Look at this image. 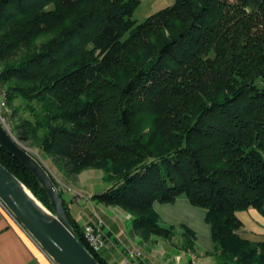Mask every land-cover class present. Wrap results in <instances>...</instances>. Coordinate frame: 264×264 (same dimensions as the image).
<instances>
[{"label":"trees","instance_id":"1","mask_svg":"<svg viewBox=\"0 0 264 264\" xmlns=\"http://www.w3.org/2000/svg\"><path fill=\"white\" fill-rule=\"evenodd\" d=\"M141 3L0 0L9 129L69 176L103 171L93 199L131 215L145 239L176 238L154 204L184 197L207 211L214 250L204 256L264 264V241L237 232L240 212L264 215V0H175L139 23ZM0 162L55 212L1 147ZM60 195L78 240L107 264Z\"/></svg>","mask_w":264,"mask_h":264},{"label":"crops","instance_id":"2","mask_svg":"<svg viewBox=\"0 0 264 264\" xmlns=\"http://www.w3.org/2000/svg\"><path fill=\"white\" fill-rule=\"evenodd\" d=\"M158 1L155 13L163 9L165 5L170 6L172 0H156L155 2ZM101 179L99 187L93 185L85 189L88 195H83L82 199H77V201L65 199L70 204L72 216L83 228L90 223L103 222L108 247L100 252V256L107 264H216L213 257L204 256L206 252L214 250L211 226L206 221V210L193 206L184 197L174 203L156 202L154 204L160 217V223L164 226H174L178 230L175 239L180 238L181 245L170 247L175 239L173 241L156 237L145 239L140 233L132 230L131 215L118 207L108 206L94 200L93 197L97 193L104 192L107 188L103 182V175ZM86 209L88 213L85 212ZM97 210L100 211V215L96 212ZM115 210L124 212L126 216L124 218L118 216ZM239 217L244 222V226L237 231L242 238L256 242L264 241V215L262 213L256 209H250L240 212ZM183 226L191 229L196 235L195 251L182 247ZM137 249L142 251V257L138 261L130 253ZM0 264H53L1 206Z\"/></svg>","mask_w":264,"mask_h":264},{"label":"water","instance_id":"3","mask_svg":"<svg viewBox=\"0 0 264 264\" xmlns=\"http://www.w3.org/2000/svg\"><path fill=\"white\" fill-rule=\"evenodd\" d=\"M0 147L22 163L39 181L55 212L48 211L32 191L0 162V199L56 264H100L78 240L56 183L29 149L0 120Z\"/></svg>","mask_w":264,"mask_h":264},{"label":"rangeland","instance_id":"4","mask_svg":"<svg viewBox=\"0 0 264 264\" xmlns=\"http://www.w3.org/2000/svg\"><path fill=\"white\" fill-rule=\"evenodd\" d=\"M156 0H142L141 5L139 8L136 10L134 14V19L137 20L139 23L144 22L148 17L149 14H154L155 13V8L158 6V2H155ZM155 2V3H154ZM175 2V0L171 1V5ZM160 4H162V1H160ZM169 5H165L162 8H165ZM2 97L1 93V87H0V98ZM11 116V114H9ZM9 116V117H10ZM19 141V140H18ZM20 144H22L24 147L30 150V152L35 155L47 168L51 176L53 177L56 186L61 192L64 197L68 200L73 199L74 201L77 199H82V196L88 195L87 190L93 185H100V182L102 181L101 175H103V171L101 170H96V169H88L83 171L81 174L76 175V176H69L68 174L61 172L56 164L44 153L39 151L36 148H31L28 146V144L19 141ZM73 201V202H74ZM43 204V203H42ZM48 211H50L46 206H44ZM51 212V211H50ZM85 212L88 213V209L85 210ZM98 215H100V211H96ZM92 215L94 214L93 212L91 213ZM115 214L118 216L124 218L126 215L122 211L115 210ZM84 216V215H83ZM85 217V216H84ZM83 224L84 221L82 220ZM129 225L131 226V222H129ZM174 244L171 243L170 247L176 246L179 247L181 245V240L180 238H177L174 240ZM171 264V263H169Z\"/></svg>","mask_w":264,"mask_h":264},{"label":"built area","instance_id":"5","mask_svg":"<svg viewBox=\"0 0 264 264\" xmlns=\"http://www.w3.org/2000/svg\"><path fill=\"white\" fill-rule=\"evenodd\" d=\"M7 113H8L7 103L5 99L1 97L0 98V120L5 125V127L9 129ZM0 206L12 217V219H14V221L27 233V235L34 241V243L43 251L40 245L33 239L30 233L21 225V223L16 219V217L11 213V211L1 201V199H0ZM103 227H104V224L102 221L97 222V223H90L84 227L85 239L90 245V247L97 253H100L104 248L108 247V238L106 236V233ZM130 253L136 261H138L142 257V251L138 249ZM45 255L50 259V261L53 264H56L46 253Z\"/></svg>","mask_w":264,"mask_h":264}]
</instances>
